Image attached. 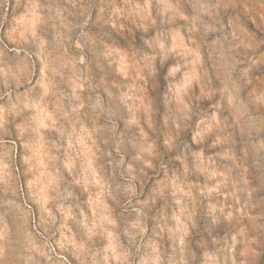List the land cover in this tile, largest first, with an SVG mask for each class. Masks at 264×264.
<instances>
[{"label": "clouds", "instance_id": "obj_1", "mask_svg": "<svg viewBox=\"0 0 264 264\" xmlns=\"http://www.w3.org/2000/svg\"><path fill=\"white\" fill-rule=\"evenodd\" d=\"M0 264H264V0H0Z\"/></svg>", "mask_w": 264, "mask_h": 264}]
</instances>
